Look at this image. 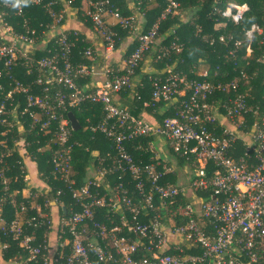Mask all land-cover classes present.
<instances>
[{"label":"built area","instance_id":"obj_1","mask_svg":"<svg viewBox=\"0 0 264 264\" xmlns=\"http://www.w3.org/2000/svg\"><path fill=\"white\" fill-rule=\"evenodd\" d=\"M24 1L0 0L4 7L0 9V78H5L0 82L4 91L0 124L17 125L20 134L25 133L26 124L29 131L35 130L40 136L37 150L48 153L50 173L64 188H56L49 197L51 187L45 182V188L37 193L42 202L30 205L36 212L30 216L27 205L9 193L14 217L7 224L1 220L0 228L27 252L19 264H262L264 114L258 105L248 104L247 94L241 90L248 82L247 72L240 68L235 75L239 78L210 80L208 69L196 71L202 78H188L167 66L163 77L149 76L151 95L142 106L145 110L164 102L166 109L173 108V114L160 120L148 119L142 112L134 115L118 102V95L128 90L131 99L141 98L143 84L135 71L158 45L160 20L179 14V1L165 0L151 26L136 31L135 17L122 15L111 0H87L84 13L104 44L103 62L90 65L72 62L74 40L69 33L76 37L77 31L63 28L64 11L54 9L55 0L44 4L53 19L46 30L37 32L24 17L16 26L10 23L8 10L23 16ZM72 1L63 0L69 10ZM246 9V3L228 2L213 11L237 25ZM116 24L132 34L134 43L129 54L120 55L118 66L107 61L115 49L112 26ZM225 25L218 23L215 28ZM241 30L236 38L231 32L202 37L209 44L222 43L229 59H244L247 65L254 38L264 43V27L253 22ZM228 41H233L231 46ZM242 46L244 54L239 56ZM182 48L177 38L171 39L159 45L155 59ZM39 49L46 53L37 55ZM84 55L91 61L97 58L90 46ZM260 58L264 59V53ZM16 67L23 69L30 81L16 77ZM218 69L216 66L213 76L218 75ZM82 77L88 81L79 87L77 80ZM217 93L224 97L213 99ZM85 101L100 104L103 115L78 129L90 137L102 133L112 150L94 151L79 180L72 154L78 142L71 141L72 131L78 129L72 128L67 112ZM4 114H10L12 120ZM136 140H140L137 149L150 153L147 161H136L127 150L126 143ZM237 141L243 150L234 157L231 152ZM16 143L24 148L29 141L21 136ZM165 150L175 160H185L181 166L184 173L190 162L194 165L188 189L165 180L175 168ZM3 181L6 183V178ZM65 194L72 198L67 212L62 200ZM26 225L32 227L31 232L25 231ZM39 227L48 231L42 243L34 244ZM50 229L54 232L52 244Z\"/></svg>","mask_w":264,"mask_h":264},{"label":"trees","instance_id":"obj_2","mask_svg":"<svg viewBox=\"0 0 264 264\" xmlns=\"http://www.w3.org/2000/svg\"><path fill=\"white\" fill-rule=\"evenodd\" d=\"M50 0H41L39 4L31 3L28 0L24 1V14L23 16L12 14L11 10L7 16V20L13 25H17L22 18H26L29 24L34 27L37 32H42L47 29L48 24L53 22L52 17L47 13L44 4ZM115 6L118 7L122 15H133L132 10H138L143 17V30H147L151 24L158 18L165 6V0H111ZM182 10L186 12V19H183L181 13L176 15H169L165 19H161L159 22V33L158 37H162V44H167L171 39L177 38V40L183 43V48L180 52H171L167 56L158 59V63H154L157 67L154 68V72H147L143 70L145 59H142L139 67L136 69V75L139 76V81L142 82L143 86L139 88L141 98H133L128 100L124 105L129 109V111L134 115H139L141 110H143V101L148 100L151 95V79L149 76H160L163 77L167 73L161 70L164 66H172L174 72H179L185 74L186 77L191 78H202L196 72L200 69V65L208 69V77L210 80H228L239 73L240 68L244 69L248 74V82L245 86H241V90L244 92L248 84H251L252 89L247 92V102L251 105H258L260 111L264 114V60L260 56L264 53V43L259 42V37L254 38L252 41V53L247 57L249 63L246 65L244 59H229L226 56L227 47L220 42H215L214 44H209L205 41L202 35L211 34L212 36H218L220 33L228 34L233 33V37H240L243 28L248 27L251 23L256 22L264 27V0H178ZM130 2L132 3L129 6ZM228 2H235L237 4L246 3L247 9L243 14L241 22L234 25L230 21L221 17L219 13L214 12V7L223 8ZM81 0H73L71 6L78 8L79 18L87 26H93L91 20L85 13L80 11L79 7ZM66 4L62 3L61 0H55L53 7L56 11L63 10V19L61 23L64 22ZM4 8L0 6V9ZM180 8V9H181ZM218 23H226L225 26L215 28ZM112 28L116 32L115 46L120 42L121 38L127 35L126 29L119 25H113ZM166 31V32H164ZM70 38L74 40V45L72 47V62L74 64L84 63L86 65L92 64L88 57L84 55L85 48L89 45L85 41L84 36L77 31L76 37L74 34L69 33ZM233 41H228V46L232 45ZM134 47V43L131 42L125 54H129ZM45 50H38L37 55L45 54ZM239 56L244 54V46L238 52ZM147 62V61H146ZM161 62V63H160ZM118 66L119 64L116 63ZM218 66V75L213 76V72ZM2 67V62L0 61V68ZM227 72V75L224 73ZM24 70L21 68H15L14 74L16 77L20 78L22 81H30L29 76L24 75ZM239 78L240 76H235ZM5 78H0V82L4 81ZM88 80L85 77L79 78L77 80L78 86L82 87L84 83ZM129 96L128 90H123L121 93ZM4 97V91L0 90V101ZM222 98L224 94L217 93L213 97ZM183 98L180 96L179 99ZM178 103L176 102L175 105ZM164 102L157 103L154 107H147L149 112H153L157 119H161L163 116H168L173 114V108L170 107L159 113V110L163 107ZM7 107H9L7 105ZM10 108V107H9ZM70 111L73 112L77 118L80 125L84 126L87 123H95L103 115L102 107L98 103L92 102H82L78 107H70ZM9 120H12L10 114H4ZM89 118L88 122L86 119ZM249 118V117H248ZM28 119H26L27 121ZM25 127V133H19L17 125L12 124L2 125L0 124V226L1 220L3 224L9 223L14 217V207L10 202L9 193H12L17 202L23 201L27 205V215H34L35 208H30V197H24L22 195V190L26 187V182L24 176L26 174V168L23 162V155H28L32 161L35 162L37 166L38 173H40L45 182L50 184V191L48 196L51 197L55 192L56 188H64L61 181L56 180L52 177L50 173L51 165L46 162L48 158V153L46 151L37 150L40 143L37 139L40 136L35 130H28L27 124ZM1 131H5L4 134ZM24 136L28 141V145H24V151L19 150V145L16 143L19 137ZM71 141H76L78 143L73 146V164L76 171V176L80 180L85 175L86 167L89 164L90 159L93 157L94 151L103 153L106 150H112V145L109 139H107L102 133L96 132L92 137L88 136L82 131V129L73 130ZM140 140L133 142H127L126 148L132 154L136 161L142 160L147 161L149 159L150 153H144L136 148V143ZM143 141V140H142ZM243 146L240 141L236 142V149L231 152L234 157H237L242 153ZM170 163H172L169 160ZM185 163L183 158L176 159V166L173 172L168 173L165 180L172 183L178 182L180 174H184L181 166ZM190 173L194 165L190 162L188 165ZM192 177V174H190ZM6 178V183L3 181ZM190 180V178H189ZM5 184L7 189H5ZM204 195L208 191H202ZM64 207L66 208L72 201V198L65 194L62 196ZM37 202H42V197L38 196ZM32 227L26 225L25 231L31 232ZM48 231L46 227H39L35 229V241L34 244L42 243L44 239V233ZM0 242L6 243V247L2 248V258L8 260L13 257L18 259H24L27 256V252L18 246L17 241L12 238L11 234H8L1 230L0 228ZM194 251H199V248H194ZM30 261L29 264H33ZM264 264V262L262 263Z\"/></svg>","mask_w":264,"mask_h":264},{"label":"crops","instance_id":"obj_3","mask_svg":"<svg viewBox=\"0 0 264 264\" xmlns=\"http://www.w3.org/2000/svg\"><path fill=\"white\" fill-rule=\"evenodd\" d=\"M62 3L63 0H61ZM65 4V3H64ZM131 2L129 4V6H131ZM87 6H88V2L87 0H81V4H80V11L82 10V12L84 13L85 10L87 9ZM78 8L76 7H73L71 10L68 9V6H66V9H65V18H64V22H63V28L65 29H75L76 31L80 32L84 38H85V41L88 42V46L92 47L93 50L95 51L96 55H97V58L96 60L94 61L95 64H99L101 62H103V59H102V54L104 53V44L101 40V37L100 35L95 31L94 27L93 26H87L84 24L83 21H81V19L79 18V13L77 12ZM132 14L133 16L135 17V20L139 22V24L137 23V27L141 24V28L143 27V17H142V14L136 10V9H133L132 10ZM106 19L110 22V23H114V19L110 16H107ZM132 34L128 33L127 32V35L124 36V38H121L120 39V42L115 46V49L114 51L111 53V55L109 56L110 58L107 60V61H112L114 64H119L121 65V57L120 55H123V53H125L128 45L132 42ZM116 62V63H115ZM207 69L204 64H201L200 65V69L197 70L198 72L199 71H203ZM143 70H146L147 72H154V68H150L148 69L147 66L144 65L143 67ZM95 79V77H94ZM139 79V77H138ZM118 102L122 105H124L125 103L128 102L129 99V96L125 95V94H120L118 95ZM167 108V107H166ZM165 106L163 105V107L159 110V113L164 111L165 109ZM141 112L143 113V115L148 118V119H157L155 117V115L153 114V112H149L147 109L145 110H141ZM140 112V113H141ZM23 157V162H24V165H25V168H26V174L24 176V180L26 182V189L27 191L32 188V185H31V182L32 180H35V189L36 190H40L42 191L44 188H45V181L44 179L42 178H38L37 175L39 174L38 173V170H37V166L35 164L34 161H32L30 159L29 156H22ZM29 164H32L34 166V170H33V175H34V178H30L29 174V167L28 165ZM30 184V185H29ZM24 188V189H25ZM37 201H35L34 203H30L31 206L35 207L37 206ZM53 213H55V210L52 211ZM55 216V214H53ZM48 237H49V240H50V243L52 244V242L54 241V232L50 229V232L48 233ZM2 244L0 242V264H19L20 261H22V259H18L16 256L13 257V258H10L8 260H4L2 258Z\"/></svg>","mask_w":264,"mask_h":264},{"label":"rangeland","instance_id":"obj_4","mask_svg":"<svg viewBox=\"0 0 264 264\" xmlns=\"http://www.w3.org/2000/svg\"><path fill=\"white\" fill-rule=\"evenodd\" d=\"M180 8H181V6H180ZM179 13H181V15L183 16V19H186V12L184 11V10H182V8L180 9V11H179ZM137 23L139 24V22H138V20L136 21L135 20V25H137ZM141 29V24L137 27V29H136V31H138V30H140ZM164 32H166V31H164ZM157 41H158V45H156L155 47H153V48H151V50L146 54V56H145V60L147 61H145L143 64L145 65V66H147V68L148 69H150V68H156L157 66L156 65H154V63L156 64V63H158L159 61H157L156 59H155V54H156V52L158 51V47H159V45L160 44H162V37L160 36V37H158V39H157ZM262 60H264V59H262ZM161 63V62H160ZM144 67V66H143ZM167 66H164V67H162L161 68V70H163L164 68H166ZM138 76V75H137ZM139 77V76H138ZM137 77V78H138ZM252 87L253 86H251V84H248L247 85V87H246V89H244L245 91L244 92H250L251 91V89H252ZM163 147H165V146H163ZM19 150H22V151H24V149H23V146L22 145H19ZM165 153L167 154V156H168V158H169V160L172 162V164H174L175 166H176V160H175V158L171 155V153L170 152H167V150H165ZM24 156H28V155H24ZM28 167H29V172H30V174H29V176H30V178L32 179V178H34V175H33V170H34V166L32 165V164H29L28 165ZM177 167V166H176ZM191 173H190V169H187V171L184 173V174H180V177H179V179H178V184L179 185H183V186H185L186 187V189H188V185H189V178H190V175ZM37 177L40 179V178H42L43 179V177H42V175L39 173L38 175H37ZM30 185V184H29ZM31 185H32V188H30L28 191H27V189L25 188V189H23L22 190V195L24 196V197H30L29 198V201H30V203L32 204V203H34L35 201H37V196H38V192L40 191H38V190H36L34 187H35V180H32V182H31ZM188 191V190H187Z\"/></svg>","mask_w":264,"mask_h":264},{"label":"water","instance_id":"obj_5","mask_svg":"<svg viewBox=\"0 0 264 264\" xmlns=\"http://www.w3.org/2000/svg\"><path fill=\"white\" fill-rule=\"evenodd\" d=\"M70 124L72 126L73 129H78L80 126V123L78 122L77 118L75 117V115L73 114L72 111H68L67 112Z\"/></svg>","mask_w":264,"mask_h":264}]
</instances>
